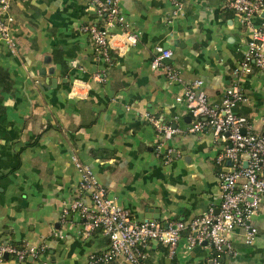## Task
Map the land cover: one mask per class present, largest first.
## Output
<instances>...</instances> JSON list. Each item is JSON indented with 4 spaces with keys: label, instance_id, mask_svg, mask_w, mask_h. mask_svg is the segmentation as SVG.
I'll use <instances>...</instances> for the list:
<instances>
[{
    "label": "crops",
    "instance_id": "obj_1",
    "mask_svg": "<svg viewBox=\"0 0 264 264\" xmlns=\"http://www.w3.org/2000/svg\"><path fill=\"white\" fill-rule=\"evenodd\" d=\"M224 2L121 0L138 41L124 57L112 50L110 62L97 57L83 31L104 25L93 0L11 2L16 53L0 38V241L45 245L46 252L2 264H84L109 249V238L71 210L81 180L74 156L137 222L219 210L216 158L227 143L209 131L192 133L193 119L176 98L201 80L217 105L226 88L238 84L249 100L236 114L264 134V73L254 65L236 73L252 30ZM177 4L182 10L174 15ZM252 25H264V10ZM158 47L172 52L166 63L185 85L152 67ZM146 113L180 133L163 144ZM251 225L254 242L247 243L244 229L234 231L222 264H264V202ZM144 253L139 264H212L216 256L205 244L191 248L186 233L174 257L156 242Z\"/></svg>",
    "mask_w": 264,
    "mask_h": 264
},
{
    "label": "built area",
    "instance_id": "obj_2",
    "mask_svg": "<svg viewBox=\"0 0 264 264\" xmlns=\"http://www.w3.org/2000/svg\"><path fill=\"white\" fill-rule=\"evenodd\" d=\"M12 1L0 0V38L15 54L17 44L12 34L14 18L9 14ZM93 2L104 25L86 26L83 31L89 35L97 57L110 62L112 50L124 57L136 45L138 36L127 25L120 8L121 0ZM224 8L238 14L252 30V39L236 73L246 72L251 65L264 73V25H252V20L264 10V0H225ZM181 10V5L177 4L174 15ZM156 53L152 67L162 68L170 83L185 85L180 72L166 63L172 57V52L158 47ZM96 79L103 81L100 76ZM248 100L237 84L226 88L220 104H212L203 91L201 80L186 86L176 98V102L183 104L193 119L192 133L204 134L209 131L215 139L227 143L216 158L221 191L218 211L211 208L206 214L189 220L137 222L128 210L108 197L92 169L76 156L72 157L81 180L79 198L71 204V210L91 221L90 230H100L110 240L107 251L91 255L84 264H139L145 258L144 248L152 242L166 247L170 257H174L184 233L191 248L205 244L216 253L212 264H222V255L231 252L230 236L234 231L244 229L247 243L252 244L257 230L251 221L264 202V134H256L252 121L235 112L238 105ZM145 118L155 128L163 144L180 133V130L163 125L149 113L145 114ZM171 154L169 149L168 159ZM84 197L90 199V205L85 203ZM45 252V245H18L0 241V264L5 261L4 255L24 262L31 258L37 259Z\"/></svg>",
    "mask_w": 264,
    "mask_h": 264
},
{
    "label": "water",
    "instance_id": "obj_3",
    "mask_svg": "<svg viewBox=\"0 0 264 264\" xmlns=\"http://www.w3.org/2000/svg\"><path fill=\"white\" fill-rule=\"evenodd\" d=\"M167 61V60H166ZM154 218H156V219H160V216L159 217H154ZM4 258L7 260V259H9V257H8V255H4Z\"/></svg>",
    "mask_w": 264,
    "mask_h": 264
}]
</instances>
